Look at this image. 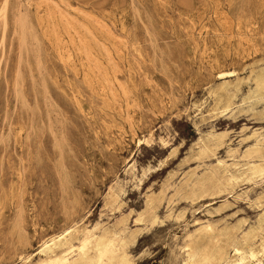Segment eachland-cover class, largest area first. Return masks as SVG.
Masks as SVG:
<instances>
[{
	"label": "rangeland",
	"instance_id": "1",
	"mask_svg": "<svg viewBox=\"0 0 264 264\" xmlns=\"http://www.w3.org/2000/svg\"><path fill=\"white\" fill-rule=\"evenodd\" d=\"M261 159L264 0H0V264H264Z\"/></svg>",
	"mask_w": 264,
	"mask_h": 264
},
{
	"label": "bare ground",
	"instance_id": "2",
	"mask_svg": "<svg viewBox=\"0 0 264 264\" xmlns=\"http://www.w3.org/2000/svg\"><path fill=\"white\" fill-rule=\"evenodd\" d=\"M4 3H5V1H4ZM7 6H8V3H7ZM220 101H221V99L217 100V102H220ZM216 109H217V107L215 108V110ZM201 149L202 150H206L207 146L204 144ZM249 149H250L251 152H261L262 149H263V146L261 144H259V142H258V143L252 144ZM232 151L233 150H230L229 152H232ZM263 173H264V160L261 159L259 161L252 162L249 165V177L255 178L257 176H262ZM233 179L234 180H238V178H236V177H234ZM138 221L142 222L143 218H140ZM262 229L264 230V227ZM63 240H64V238L59 236L57 238L52 237L49 240L44 241L43 247L41 249V252H46V251L53 250L55 247H58L60 244H62Z\"/></svg>",
	"mask_w": 264,
	"mask_h": 264
}]
</instances>
